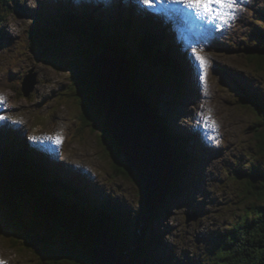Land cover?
I'll return each mask as SVG.
<instances>
[{
    "label": "rangeland",
    "instance_id": "obj_1",
    "mask_svg": "<svg viewBox=\"0 0 264 264\" xmlns=\"http://www.w3.org/2000/svg\"><path fill=\"white\" fill-rule=\"evenodd\" d=\"M15 1L21 7L13 0H0V28L4 30V35L0 33V95L6 98L0 103V116L6 117L0 119V128H6L5 131L0 129L4 135L0 147L5 148L7 141L16 140L17 144H29L31 149L35 141L37 145H47L51 153L56 151L54 159L57 160L49 158L66 170L77 166L83 173L85 181H82L92 186L98 198H120L132 213L130 232L134 238L130 243L136 244L138 234L150 238L152 233H159L162 242L157 251L168 264L204 262L215 250L217 234L233 223L236 214L245 207L241 198L245 184L236 177L237 163L246 164L254 157L258 166L264 162V156L253 152L255 130L261 117L241 102L235 87L236 83L252 90L262 87L264 76L257 73L242 47L248 44L249 37L253 36L255 43L256 39L260 40L264 0H237V7L231 12L224 10V19L219 21L187 13L177 14V20L173 19L164 11L171 5H182L173 0H151L150 4L144 0H97L108 21L121 11L118 1L143 7L150 18H157L162 24L170 23L175 40L182 45L181 49L185 48L181 51L188 71L184 76L186 82L182 86L186 88L183 92L164 82L168 76L164 77L159 67L147 70L146 65L141 66L137 73L138 78L143 74L147 77L148 86L156 94L153 100L159 102L157 115H164L171 128L188 134L190 150L195 144L197 148L193 152L199 159L186 169L177 189L169 192L165 200L168 205L160 212L161 219L152 222L140 186L130 175L117 171L120 158L113 157L94 125L84 126L79 118L84 108L76 74L88 67L85 43L76 36L61 34L56 37L57 43L47 39L50 36L37 39L46 25L36 20L40 11L47 13L49 10L45 19L53 21L50 15L58 16L59 9L56 4L50 7L51 0ZM60 2L66 6L70 0ZM75 8L79 11L81 6ZM65 12L70 13L69 10ZM92 12L89 9V13ZM141 21L145 23L146 20ZM193 49L204 56L206 65L200 64ZM32 73L36 74L37 83L26 97L23 81ZM158 80H162L164 86ZM134 82L139 80L134 78ZM57 136L62 140L59 144L55 140ZM121 157L124 159L123 151ZM28 201L31 202L29 209L23 213L30 218L31 210L37 209L36 203L41 204L35 198ZM188 216H196V219L193 217L188 222ZM47 220L55 226L51 219ZM45 231L39 230L37 235L50 239L53 246L63 244L56 234L46 236ZM13 233V229L7 228L0 219V261L41 264L45 260L40 250L37 253L33 252L34 247L32 252L24 249Z\"/></svg>",
    "mask_w": 264,
    "mask_h": 264
},
{
    "label": "trees",
    "instance_id": "obj_2",
    "mask_svg": "<svg viewBox=\"0 0 264 264\" xmlns=\"http://www.w3.org/2000/svg\"><path fill=\"white\" fill-rule=\"evenodd\" d=\"M13 2L21 7L19 2ZM55 4L59 14L50 15L53 21L44 19L49 10L47 13L41 10L40 17L36 19L40 23H46L43 28L45 34L53 29H60L83 41L88 48L87 54L89 52L95 55L100 50H105L111 55H122L129 59L134 68V78L139 80L134 82L135 89L155 113L159 102L153 100L156 94L148 86L150 84L145 79L147 77L144 74L137 77L141 66L146 65L147 70L159 67L164 77L168 76L164 82L169 86L173 85L181 92L186 88L182 85L186 82L184 76L188 70L170 23L162 24L157 18H146L136 6L127 14L119 12L116 18L108 21L105 13L93 14L88 13L85 8L78 11L71 8V5L66 7L61 2ZM67 10L70 13H66ZM141 18L147 19L145 23ZM262 24L258 37L260 40L256 39L258 41L255 43L254 37H249L248 44L242 48L245 47L243 52L255 66L257 73L264 76V22ZM0 33L4 35L1 28ZM88 70L85 75L83 71L76 74L84 108L79 118L84 126L94 125V130L99 131V136L105 141L113 157L120 158L117 171L130 175L140 186L136 171L126 162L124 151L108 129L103 105L96 99L95 86ZM162 80L158 81L164 86ZM139 84H143V87L140 88ZM236 84L241 102L261 117L255 130L256 146L253 152L264 156V81L261 83L262 87H254V90ZM156 116L166 131L174 154L175 179L165 198L167 200L169 192L177 189L186 169L199 159L198 154L193 152L197 148L194 143L193 150H190L192 145L188 134L171 128L164 115L156 113ZM3 137L0 131V140ZM17 141H7L5 148L0 147V219L5 221L7 228L13 229V234L19 238L24 249L32 252L31 248L34 247L33 252L38 253L40 250L44 254L45 260L41 264H97L95 247L110 237L119 242L120 254L127 259L125 264H168L157 251L162 242L159 233H152L150 238L138 234L136 244L129 242L134 238V234L130 232L132 213H129L119 197L99 199L92 186L89 187L81 178L67 175L58 165L48 160L46 155L35 153L29 144H17ZM122 151L124 159L121 157ZM256 159L254 157L246 164L237 163L236 177L245 184L241 194L245 207L241 213L236 214L233 223L217 234L215 250L199 264H264V162L258 166ZM29 198H35L41 206L36 204L37 209L31 210L32 217L27 218L23 210L29 209ZM165 200L150 215V222L161 219L160 212L168 205ZM47 219H51L65 231L53 226ZM37 228H45L46 236L56 234L63 244L53 246L50 239L37 235ZM16 247L17 245L14 248Z\"/></svg>",
    "mask_w": 264,
    "mask_h": 264
},
{
    "label": "water",
    "instance_id": "obj_3",
    "mask_svg": "<svg viewBox=\"0 0 264 264\" xmlns=\"http://www.w3.org/2000/svg\"><path fill=\"white\" fill-rule=\"evenodd\" d=\"M54 30L60 33L55 34ZM48 33L45 34L41 29L38 38L50 36L47 39H54L57 43V35H72L60 29H53ZM87 57L88 67L83 71L84 75L89 69L96 99L103 105L108 129L124 151L126 162L136 171L143 202L148 213L153 214L161 207L175 179L172 144L155 112L135 89V72L133 74L134 68L130 60L122 55H111L105 50H100L95 55L88 52ZM36 83L34 73L24 78L22 90L25 96H30ZM193 217L196 219V216H188L187 221H191ZM22 220L21 218L20 221ZM56 227L63 230L59 225ZM44 229L37 228L38 231ZM61 230L59 232L62 234ZM120 253V244L113 237L105 239L94 250L97 264H125Z\"/></svg>",
    "mask_w": 264,
    "mask_h": 264
},
{
    "label": "snow or ice",
    "instance_id": "obj_4",
    "mask_svg": "<svg viewBox=\"0 0 264 264\" xmlns=\"http://www.w3.org/2000/svg\"><path fill=\"white\" fill-rule=\"evenodd\" d=\"M174 3L186 5L192 9H194L198 15L208 16L213 21L216 19H224V10H234L237 7V0H173ZM144 3L150 4L151 0H144ZM218 6V7H214ZM234 18V17H233ZM227 22L226 20L224 21ZM193 52L200 62L201 65H206L207 61L204 56L201 55L200 52H197L193 49ZM5 97L0 95V103L5 101ZM0 119H6V117L0 116ZM49 139H52L51 137ZM56 143H61V137H55ZM0 264H4V262L0 261Z\"/></svg>",
    "mask_w": 264,
    "mask_h": 264
},
{
    "label": "bare ground",
    "instance_id": "obj_5",
    "mask_svg": "<svg viewBox=\"0 0 264 264\" xmlns=\"http://www.w3.org/2000/svg\"><path fill=\"white\" fill-rule=\"evenodd\" d=\"M170 2H172V0H169ZM129 5H131V6H133L132 4H129ZM131 9H133V7H130L129 8V10H131ZM166 9H168L169 11H171V17L172 18H174V17H176V20H177V17H178V15L180 14H183V13H187V14H189L190 16H192L193 17V15H196L197 14V12L195 11V10H193L192 8H190V7H188V6H185V5H179V6H174V5H171V7L169 6L168 8H166ZM172 9L174 10V11H172ZM178 14V15H177ZM198 15V14H197ZM220 19H217V21H219ZM155 21V20H154ZM175 21V20H174ZM191 22H193V20L191 19ZM187 23V22H186ZM152 27V26H151ZM219 30V29H218ZM157 32V31H156ZM182 46V45H181ZM237 85V84H236ZM157 118V117H156ZM11 145V144H10ZM9 145V146H10ZM3 149V148H2ZM174 168V167H173ZM82 173V172H81ZM77 175H79L78 173H77ZM80 176V175H79ZM86 178H88L87 176H85ZM89 179V178H88ZM81 180H84L85 181V179L82 177V179ZM89 187H90V185H89ZM93 191H94V189H93ZM97 197V196H96ZM95 197V198H96ZM100 199V198H99ZM110 199V198H109Z\"/></svg>",
    "mask_w": 264,
    "mask_h": 264
},
{
    "label": "flooded vegetation",
    "instance_id": "obj_6",
    "mask_svg": "<svg viewBox=\"0 0 264 264\" xmlns=\"http://www.w3.org/2000/svg\"><path fill=\"white\" fill-rule=\"evenodd\" d=\"M81 114H83V111H81ZM82 117H83V115H82ZM85 120V119H84ZM86 121V120H85ZM90 125V124H89Z\"/></svg>",
    "mask_w": 264,
    "mask_h": 264
}]
</instances>
